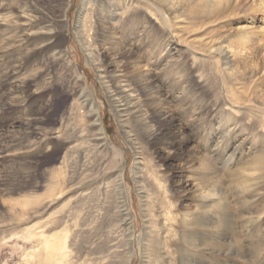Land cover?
Listing matches in <instances>:
<instances>
[{
  "label": "rangeland",
  "instance_id": "rangeland-1",
  "mask_svg": "<svg viewBox=\"0 0 264 264\" xmlns=\"http://www.w3.org/2000/svg\"><path fill=\"white\" fill-rule=\"evenodd\" d=\"M24 1L32 6L37 4L42 25L47 22L52 31L48 42L33 49L31 37L20 41L23 36H16L23 33L21 29L16 33L6 29L12 1L0 0V264L35 262L42 257L37 254L45 251L42 234L62 232L76 219L85 217L87 212L93 216L88 220L87 228L92 227L90 220L97 227L101 221L114 222L121 205L113 194L115 173L121 172L124 177L127 206L135 224L136 238L141 234L143 223L132 176L134 152L112 114L101 81L75 38V20L81 0L68 1L66 19L63 14L67 1L15 0L20 5ZM118 1L100 0L103 5L100 3L99 6L104 12L121 14L119 6L115 5ZM212 2L213 5H206L202 0H192L178 10L183 14L177 19L168 13L165 28L158 24L151 27L146 12L126 8L120 19L124 27L121 41L126 47L136 44L144 25L152 29L150 48L160 40H172L168 53L162 58L168 56L164 67L157 66L161 50L153 52L151 76L153 83L162 87V95L180 98V104L172 103L171 106L170 103L169 106L177 121L176 128L185 131L188 144L192 142L204 147L205 131L222 115H226L230 128L237 125L235 138L229 140L230 147L241 141L243 150L222 175L231 188L229 180L235 183L253 180L252 172L258 170L250 168L264 161V128L260 126L264 121V0ZM14 6V12L18 13ZM87 17L90 20L91 16ZM93 19L98 21L96 15ZM112 36L101 40L98 54L102 66L114 61L106 51V44L103 45ZM60 42L70 65L64 56L59 58L53 57L52 53L39 52L49 44ZM223 48L232 53L227 65L218 56ZM114 69L111 65L110 70ZM4 73L7 77H3ZM121 80L128 82L133 92H138L139 85L131 68L121 70ZM82 90L90 95L96 106L108 143L121 154L117 169H110V155H106L105 149L94 146L100 144L95 137L96 131L90 126L85 109L77 108ZM197 108L202 111L201 119L190 125ZM249 112L258 113L259 123L247 120ZM158 117L155 115V119ZM165 143L164 139L155 144L140 139L143 147L153 151L148 163L155 166L160 175L184 167L176 156L171 154L167 158ZM262 188H258L262 194L257 208L250 205L239 212L237 204L232 203V210L237 215L236 239L245 249L251 247L253 239L264 229V221L257 230H250L245 225V221L255 220L254 212L264 205ZM181 195H177L178 199ZM177 210L182 212L183 204ZM134 250L136 254L130 264H141L139 247L135 245ZM225 258L231 260L228 264H262L264 260L261 252L244 262ZM111 261L123 263L120 257Z\"/></svg>",
  "mask_w": 264,
  "mask_h": 264
},
{
  "label": "bare ground",
  "instance_id": "bare-ground-1",
  "mask_svg": "<svg viewBox=\"0 0 264 264\" xmlns=\"http://www.w3.org/2000/svg\"><path fill=\"white\" fill-rule=\"evenodd\" d=\"M11 1L10 16L5 23L6 29L14 30L15 33L21 29L23 33H17L16 36H23L20 41H27V37H31L30 44L33 45V49L41 43L48 42L52 30H49L47 22L42 25L37 4L32 6L28 1H24L20 5L15 0ZM61 1H67L63 14V18L66 19L69 0ZM191 1L119 0L115 4L121 11V14H118L104 12V8L99 6L100 0H81L75 20V38L81 49L83 48L88 64L101 81L112 114L134 152L132 176L141 204L142 231L136 238L135 224L127 206L124 177L121 172L115 173L112 179L113 194L121 205L114 222L99 221L100 225L97 227L91 224L93 221L90 220L89 225L92 227L87 228L88 220L93 217L91 212H87L85 217L76 219L71 227L64 228L62 232L42 234L45 251L37 254L42 256L40 259L28 264H116L111 260L119 257L123 259L122 264H130V260L136 254L135 245L139 247L141 264H228L231 260L225 257L236 259V262H244L246 258L257 256L260 252L264 257V229L253 239L251 247L245 249L236 239L237 215L232 210V203L237 204L239 212H243L246 206L255 205L252 208H257L261 204L259 197L262 192L258 188L260 189V186L262 188L264 184V161L255 164L257 167L251 166L250 170H258L252 172L255 176L253 180L237 181V183L229 180L231 188H228L227 181L222 175L230 169L235 158L243 150L241 141L230 147L232 143L229 140L235 138L237 125L230 128L225 120L226 115H222L220 120L213 122L205 131L204 147L192 142L188 144V136L183 129L176 128L177 121L169 106L170 103L171 106L172 103L180 104V98L162 95L160 93L162 87L154 84L151 76V69H154L151 63L153 52L157 49L161 50L157 66L164 67V62L168 63V56L162 58L168 53L172 40L169 38L160 40L150 48L152 29L149 25H144L138 33L140 39L136 44L132 43L126 47L121 41L124 27L120 24V19L124 17L126 8L146 12L151 27L158 24L161 28H165L166 24L168 26V13L172 14L174 19L179 18L183 12L178 10ZM202 1L206 5H213L210 4L212 0ZM13 4L18 9V13L14 12ZM206 5L205 8L208 7ZM88 15L91 16L90 20L87 19ZM94 15L97 16L98 21L93 19ZM110 35H113L111 40L103 45L106 44V51L113 56L114 61L102 66L98 50L102 46L101 42ZM60 45L61 42L49 44L45 50L39 52L52 53L53 57L59 56V58L64 56L70 65L71 62ZM231 54V50L223 48L218 56L227 65ZM111 65L115 67L114 70H110ZM127 67L132 69L135 82L139 85L137 93L132 91L133 88L128 82L121 80V70ZM4 76L7 77V74L4 73ZM78 101L77 108L85 109L90 126L96 131V140L100 141V144L94 146L105 149L106 155H110V169H117L122 160L121 154L108 143L90 95L82 90ZM155 115L159 116L158 119H155ZM201 115L202 111L197 108L190 125L200 121ZM256 117H258L257 112L247 114L250 123L258 122ZM260 126L264 128V121ZM137 128H140L139 132ZM140 139L154 144L164 139L166 141L164 147L166 152H164L167 158L171 154L176 156L184 167L160 175L155 166H150L148 163L153 151L143 147ZM185 147H188L187 150H184ZM98 153L101 154V150ZM172 179L177 180L173 182ZM188 180L191 181L192 187ZM231 191L234 194L233 200L230 199ZM179 193L182 195L178 199ZM181 204L183 211L179 212L177 207ZM254 213L255 220L245 221V225L250 230L255 228L257 230L263 223L264 205Z\"/></svg>",
  "mask_w": 264,
  "mask_h": 264
}]
</instances>
